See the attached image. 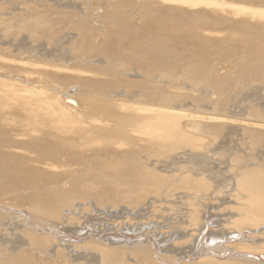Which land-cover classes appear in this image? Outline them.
Here are the masks:
<instances>
[{"label": "bare ground", "instance_id": "1", "mask_svg": "<svg viewBox=\"0 0 264 264\" xmlns=\"http://www.w3.org/2000/svg\"><path fill=\"white\" fill-rule=\"evenodd\" d=\"M259 82L264 0H0V264H264Z\"/></svg>", "mask_w": 264, "mask_h": 264}, {"label": "rangeland", "instance_id": "2", "mask_svg": "<svg viewBox=\"0 0 264 264\" xmlns=\"http://www.w3.org/2000/svg\"><path fill=\"white\" fill-rule=\"evenodd\" d=\"M51 47L54 48L55 45L54 46H50L48 48L50 49ZM231 75H232V77L235 76L234 73H230V74L228 73L227 77H229L230 79H234L236 77L235 76L234 78H232ZM262 84L264 85V83L259 82V84L258 83L254 84V85L250 84V86L249 85H244V87L238 86L233 91H231V94L230 93H228V95L226 94L225 97H227V96L228 97L225 99L227 105L225 103V107H223L224 108V112L226 111L227 114L229 112V113H231V115L235 114L237 116L238 115L250 116L249 113H250L251 109H256V108H259V107L264 105V99H263L264 98L263 97L264 96V94H263V92H264V90H263L264 88L263 87L264 86ZM182 87H184V86H182ZM61 88L62 89L66 88V90L69 88L70 90H68L67 92H72V94H74V95L76 94V93H74V91H73V89L71 87H61ZM203 89L204 88H202L200 90H195L194 92L192 91V93L191 92L190 93H191V95H194V97L197 100L204 99V101H205V100H209L211 98H212L211 100H216L217 99L216 98L217 95H215V94L212 95L211 93H210L211 95L209 93L207 95L205 92H203ZM204 90H206V89H204ZM211 100H209L208 102H210ZM204 101L203 102L201 101L197 105H195V104L192 105L190 103H186L184 106H187V107H191L192 106V107H194L196 109H206L205 108L206 107V103H204ZM261 117L264 118V112L261 113ZM262 152H263V150H262ZM5 199H8V198H5ZM8 200L13 201L12 197H10ZM13 202H15V200ZM88 214H91V211ZM152 231L147 230L146 231L147 232L146 236L148 235L147 237L151 238L152 235H154L153 234L154 232H152ZM148 232H151L152 234L151 233L149 234ZM152 238H155V237L153 236Z\"/></svg>", "mask_w": 264, "mask_h": 264}]
</instances>
